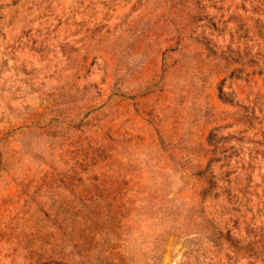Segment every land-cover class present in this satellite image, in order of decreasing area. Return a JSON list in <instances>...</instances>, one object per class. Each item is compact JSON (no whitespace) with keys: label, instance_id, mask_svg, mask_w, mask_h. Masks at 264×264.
<instances>
[{"label":"rangeland","instance_id":"obj_1","mask_svg":"<svg viewBox=\"0 0 264 264\" xmlns=\"http://www.w3.org/2000/svg\"><path fill=\"white\" fill-rule=\"evenodd\" d=\"M244 222L264 0H0V264H264Z\"/></svg>","mask_w":264,"mask_h":264},{"label":"trees","instance_id":"obj_2","mask_svg":"<svg viewBox=\"0 0 264 264\" xmlns=\"http://www.w3.org/2000/svg\"><path fill=\"white\" fill-rule=\"evenodd\" d=\"M206 189L203 191L205 193ZM244 233L240 234V230L238 228H235V231L230 230L228 228H224V230H216L217 232L216 237L218 242H221L222 240L227 244V248L231 249L232 252H238L243 251L244 253L252 252V244L254 242H264V238H262V235L260 232L257 234V239L255 241L251 238V235H249L248 226L247 223L244 222ZM260 231V230H259ZM252 237H256V234H253ZM259 251H262L261 249Z\"/></svg>","mask_w":264,"mask_h":264}]
</instances>
